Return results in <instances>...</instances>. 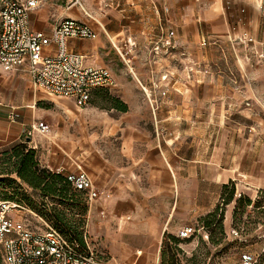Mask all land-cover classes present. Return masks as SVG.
<instances>
[{"label":"rangeland","instance_id":"obj_1","mask_svg":"<svg viewBox=\"0 0 264 264\" xmlns=\"http://www.w3.org/2000/svg\"><path fill=\"white\" fill-rule=\"evenodd\" d=\"M182 2L175 3L182 6ZM46 3L64 9L74 4L72 0H42L40 6ZM162 8L164 12L169 10L166 6ZM258 13L260 23L254 28L257 34L241 30L228 38L217 36L205 40V44L190 38L174 42V80L170 74L164 77L165 93L160 92V96L151 91L155 111L150 105L147 108V104L138 109L141 114L152 113V118L135 120L134 124L149 132L155 144L172 147L184 185L174 193L159 187L156 194L138 200L146 201L147 207L139 208L136 222L140 228L151 230L148 232H134L131 219L109 214L98 198L88 203L83 225L87 245L104 257L105 263L231 264L242 249L259 253L264 247V205L253 204L258 200L264 203V35L260 32L264 29V3L259 5ZM141 90L147 98L145 90ZM96 103L101 107L109 102ZM44 121L52 130V123L47 118ZM81 122L82 126L74 133L82 143H86L88 134H94L96 147H102L104 142L108 144V137L104 138L98 126L93 132L85 121ZM18 142L23 141L0 146V150ZM113 145L117 153L118 143ZM2 166L11 167L3 165L0 159ZM8 175L18 180L14 173ZM0 181H5L0 182V198H3L6 193H12L15 184L11 182L10 187L9 181ZM21 184L31 192L24 182ZM172 196H178V202L171 224L164 232H156L150 218L166 215ZM194 202L205 206L197 222L191 219L192 226H203L198 244L192 236H177L178 228L189 222ZM215 210V218L221 216L219 223L205 226ZM24 215L30 227H45L36 216ZM23 216L13 218L23 220ZM226 225L227 229L237 228L245 239L239 241L230 236L225 231ZM0 264H4L1 255Z\"/></svg>","mask_w":264,"mask_h":264},{"label":"crops","instance_id":"obj_2","mask_svg":"<svg viewBox=\"0 0 264 264\" xmlns=\"http://www.w3.org/2000/svg\"><path fill=\"white\" fill-rule=\"evenodd\" d=\"M79 1L81 4H72L66 9L48 3L33 8L29 11L30 27L49 33L59 17L86 23L96 36L68 37V49L81 54L85 66L108 68L115 83L95 88L89 103L79 106L72 98L35 88L25 67L10 71L0 67V146L23 141L35 150L39 163L52 171L63 175L84 171L95 187L105 189V194L98 199L109 214L131 219L134 232H148L151 230L140 228V223L136 222L139 208L147 207L146 201L138 200L156 194L159 187L174 193L184 182L172 147L155 144L149 132L134 124L135 120L152 118V113L141 114L138 108L147 104V108L150 105L155 111L151 91L160 96L168 74L174 80V42L190 38L202 44L203 40L217 36L228 38L241 30L257 34L254 28L260 23L257 14L264 0H231L230 3L183 0L182 6L176 5V0H109L107 6L104 5L106 0ZM164 5L169 8L166 12L162 10ZM169 30H174L173 37L167 35ZM260 32L264 35V29ZM56 51L55 44L43 49L44 54L49 55ZM141 89H145L148 99ZM111 97L119 98L126 109L111 107ZM142 98L147 102L142 103ZM100 101L109 103L98 107L96 102ZM44 118L55 128L51 130L48 123L49 129L45 132L32 129L28 134L31 125ZM81 121L93 132L98 126L104 138L108 137V144L104 142L102 147H96L94 134H88L86 143H82L74 133L82 126ZM115 142L118 143L117 153L112 147ZM171 201L166 215L150 218L156 232H164L171 224L178 196H172ZM192 211L189 222L178 230L194 225L191 219L197 222L205 206L194 202ZM200 230L192 236L196 244ZM231 230L232 227L227 229L226 225L225 231L230 236ZM104 264L107 263L104 261Z\"/></svg>","mask_w":264,"mask_h":264},{"label":"built area","instance_id":"obj_3","mask_svg":"<svg viewBox=\"0 0 264 264\" xmlns=\"http://www.w3.org/2000/svg\"><path fill=\"white\" fill-rule=\"evenodd\" d=\"M41 2L0 0V66L5 71L25 67L35 88L72 98L76 104L84 106L89 103L95 88L110 87L115 80L106 67L85 66L83 56L70 51L66 40L68 37L94 38L96 32L74 18L56 20L49 33L32 30L29 11ZM72 3L81 4L79 0H72ZM167 35L173 37L174 30H169ZM52 44L56 45V53L44 54V47ZM32 129L45 132L49 126L38 121L31 125L28 134ZM64 176L73 187L84 191L88 203L106 192L104 188L95 187L84 171L69 172ZM23 214L36 216L45 227H30ZM14 216H23V220H14ZM202 227L185 226L178 230L177 236L189 238ZM231 235L239 241L245 239L237 228L231 230ZM84 241L85 247L70 240L26 205L0 199V255L4 264H104V257L87 245L86 236ZM260 254H264V247L259 253L242 251L238 260L231 264H254Z\"/></svg>","mask_w":264,"mask_h":264},{"label":"trees","instance_id":"obj_4","mask_svg":"<svg viewBox=\"0 0 264 264\" xmlns=\"http://www.w3.org/2000/svg\"><path fill=\"white\" fill-rule=\"evenodd\" d=\"M110 101L111 107L120 110L126 109V104L119 98L111 97ZM0 159L3 165H11L10 168L0 167V174L4 175L0 176V180L9 181L8 186L10 187L12 183L15 184L12 186V193L10 195L6 193L5 197L0 199L15 200L26 205L48 220L67 238L85 247L83 225L88 202L84 191L73 187L63 174L42 166L35 150L29 147L26 142H18L9 148L0 150ZM11 173H14L18 180L14 177L10 178L8 174ZM19 179L30 188L31 192L23 188L22 184L20 185L22 182ZM253 204L256 207L264 205L260 200ZM216 211L209 215L213 218L206 220L205 226L219 223L221 216L219 215V218L216 219ZM171 237L174 240L178 239L174 236ZM254 264H264V254H260Z\"/></svg>","mask_w":264,"mask_h":264},{"label":"bare ground","instance_id":"obj_5","mask_svg":"<svg viewBox=\"0 0 264 264\" xmlns=\"http://www.w3.org/2000/svg\"><path fill=\"white\" fill-rule=\"evenodd\" d=\"M137 252H141V250H137Z\"/></svg>","mask_w":264,"mask_h":264}]
</instances>
